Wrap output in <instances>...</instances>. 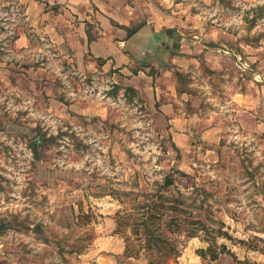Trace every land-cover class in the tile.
Returning <instances> with one entry per match:
<instances>
[{"label":"rangeland","instance_id":"1","mask_svg":"<svg viewBox=\"0 0 264 264\" xmlns=\"http://www.w3.org/2000/svg\"><path fill=\"white\" fill-rule=\"evenodd\" d=\"M95 1L168 39L79 64L0 4V264H264V0Z\"/></svg>","mask_w":264,"mask_h":264},{"label":"crops","instance_id":"2","mask_svg":"<svg viewBox=\"0 0 264 264\" xmlns=\"http://www.w3.org/2000/svg\"><path fill=\"white\" fill-rule=\"evenodd\" d=\"M11 2L13 0H0V4ZM21 2L25 4L26 13L35 17L34 22L37 27L40 26L43 33L49 34L56 42L55 44L65 43L64 47L70 46L71 50L75 51L79 64L85 62L88 56L95 60H102L104 67L118 69L124 73L130 71L129 66L146 61L151 48L157 43L156 39L160 38L157 32L163 29L159 27L161 24L149 21L129 35L133 31L129 29L131 24H123L118 20L112 23L110 17L113 15L105 9L104 2L95 0H21ZM53 5L60 6L61 10L55 23L46 21L48 16L50 17V12H47L46 7ZM61 20H69L70 23ZM74 20H77L76 24ZM93 23H95L97 32L90 30ZM169 26L167 29L175 28L173 25ZM167 29L166 32L169 33ZM161 37H163L160 38L162 43L168 39L165 35ZM17 40L30 43V37L27 34H22ZM176 57H178L177 54L172 55L173 60ZM140 72L141 70H138V73ZM248 95L239 97V94H235L233 100L248 102L251 98ZM170 107L172 108L171 102L165 108ZM183 122L185 121L177 120L176 125ZM186 129L175 131V137L181 136L184 139L182 136L185 135L187 138L189 135Z\"/></svg>","mask_w":264,"mask_h":264},{"label":"trees","instance_id":"3","mask_svg":"<svg viewBox=\"0 0 264 264\" xmlns=\"http://www.w3.org/2000/svg\"><path fill=\"white\" fill-rule=\"evenodd\" d=\"M171 30H173V29H171ZM135 32V30H133V31H131L130 33H129V35H131V34H133ZM129 247H127V252L129 251ZM131 252V251H130ZM131 256H135V255H133V254H131ZM217 257V254L215 253V255H214V259ZM148 264H155L154 263V260L152 261V259H151V261H149V263ZM241 264H243L242 262H241Z\"/></svg>","mask_w":264,"mask_h":264}]
</instances>
